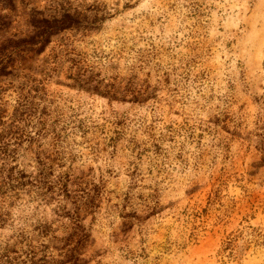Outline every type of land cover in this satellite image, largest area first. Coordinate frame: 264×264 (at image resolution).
<instances>
[{"label": "rangeland", "instance_id": "374dc122", "mask_svg": "<svg viewBox=\"0 0 264 264\" xmlns=\"http://www.w3.org/2000/svg\"><path fill=\"white\" fill-rule=\"evenodd\" d=\"M52 1L93 23L0 76V248L264 264V0L0 2V39Z\"/></svg>", "mask_w": 264, "mask_h": 264}, {"label": "trees", "instance_id": "16d2710c", "mask_svg": "<svg viewBox=\"0 0 264 264\" xmlns=\"http://www.w3.org/2000/svg\"><path fill=\"white\" fill-rule=\"evenodd\" d=\"M14 0H0L2 2L1 10L8 9L9 11L15 10ZM12 18L8 13H0V32L10 27ZM28 25L30 30L26 33H13L9 37L0 39V76L8 75L11 73V65L17 59H22L23 54L33 52L40 54L45 47L49 44L50 38L69 28H87L93 22H88L84 15H81L75 8L64 6L55 1L50 2L48 7L42 10L32 9L28 16ZM2 137L0 134V143ZM5 145L6 143L3 142ZM21 176L26 174L23 171H17ZM19 243H21L22 252L30 255L32 259L37 260L42 264L49 261L45 258V254L38 256L37 250L27 243V237L24 234L20 235ZM24 244V245H23ZM44 246V245H43ZM46 248V246H44ZM75 249H73L74 251ZM42 251V250H40ZM10 249L7 246L0 248V264H17L14 261L22 262V258L17 260V257L10 256ZM66 261H71L72 264H77L79 261L78 254L70 252ZM56 262L53 261L52 264Z\"/></svg>", "mask_w": 264, "mask_h": 264}]
</instances>
